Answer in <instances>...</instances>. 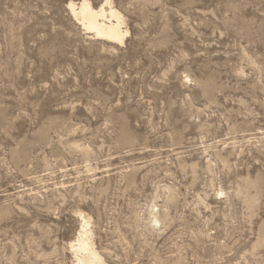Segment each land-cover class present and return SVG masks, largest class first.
<instances>
[{
	"label": "rangeland",
	"instance_id": "374dc122",
	"mask_svg": "<svg viewBox=\"0 0 264 264\" xmlns=\"http://www.w3.org/2000/svg\"><path fill=\"white\" fill-rule=\"evenodd\" d=\"M68 1L0 0V264H264V0Z\"/></svg>",
	"mask_w": 264,
	"mask_h": 264
},
{
	"label": "bare ground",
	"instance_id": "6f19581e",
	"mask_svg": "<svg viewBox=\"0 0 264 264\" xmlns=\"http://www.w3.org/2000/svg\"><path fill=\"white\" fill-rule=\"evenodd\" d=\"M67 3L71 15L87 31L108 43L124 42L129 30L125 28L123 16L111 1L104 0L96 7L90 0H80L78 3L69 0ZM80 216L82 217L80 231L75 241L69 244L75 253V258L79 264H108L93 242L94 232L90 227V218L81 213ZM154 221L158 222V219L155 218Z\"/></svg>",
	"mask_w": 264,
	"mask_h": 264
}]
</instances>
